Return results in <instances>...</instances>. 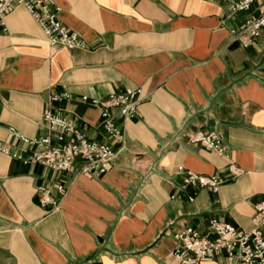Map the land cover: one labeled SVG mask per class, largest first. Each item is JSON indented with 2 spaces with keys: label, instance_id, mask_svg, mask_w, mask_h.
Instances as JSON below:
<instances>
[{
  "label": "crops",
  "instance_id": "obj_1",
  "mask_svg": "<svg viewBox=\"0 0 264 264\" xmlns=\"http://www.w3.org/2000/svg\"><path fill=\"white\" fill-rule=\"evenodd\" d=\"M53 1L86 47L50 48L29 13L11 9L0 35V147L30 156L9 129L41 136L50 111L115 157L93 176L80 163L54 172L0 152V264H178L172 235L183 227L204 232L217 219L249 229L264 201V29L247 48L230 30L264 0L237 14L222 0ZM137 87L136 113L117 116L123 139L111 142L82 97ZM195 132L219 134L224 155L190 144ZM179 166L224 182L216 193L184 185ZM38 187L56 208L39 205Z\"/></svg>",
  "mask_w": 264,
  "mask_h": 264
},
{
  "label": "built area",
  "instance_id": "obj_2",
  "mask_svg": "<svg viewBox=\"0 0 264 264\" xmlns=\"http://www.w3.org/2000/svg\"><path fill=\"white\" fill-rule=\"evenodd\" d=\"M228 5L231 13L237 14L250 10L258 0H222ZM22 6L41 28L50 48L83 49L84 41L70 31L58 19L59 8L53 0H0V35L6 32L5 17L15 6ZM264 29V7L257 14L246 17L238 26L230 30L243 48L251 46ZM142 97V89L125 88L123 91L108 94L102 99L83 101L100 110L99 127L111 142H121L123 131L116 123L117 116L132 118ZM68 98L61 94L53 99ZM45 134L28 138L9 129V134L32 148L30 156L24 157L18 152L0 147V152L18 159L22 163L40 165L54 172H66L74 164L80 163L82 173L99 176L104 174L115 157L113 147L109 143H99L88 139L66 118L47 111L43 115ZM190 144L201 146L206 150L224 155L225 147L222 137L214 132H195L187 136ZM228 180H234L240 169L232 162L227 165ZM184 185L206 188L216 193L224 179L217 175H203L177 167ZM62 195V185L56 187ZM38 202L42 208H56L57 199L52 197L45 187L37 188ZM192 200V198H190ZM174 247L170 257L178 264H200L205 260L221 258L223 264H264V201L254 205L251 226L244 230L230 223L210 219L204 232L186 226L172 235Z\"/></svg>",
  "mask_w": 264,
  "mask_h": 264
}]
</instances>
